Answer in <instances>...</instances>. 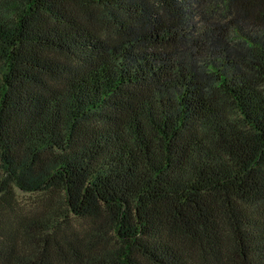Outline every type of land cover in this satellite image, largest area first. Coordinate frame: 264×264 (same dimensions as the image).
<instances>
[{
    "label": "trees",
    "instance_id": "trees-1",
    "mask_svg": "<svg viewBox=\"0 0 264 264\" xmlns=\"http://www.w3.org/2000/svg\"><path fill=\"white\" fill-rule=\"evenodd\" d=\"M182 2L0 0V264H264V0Z\"/></svg>",
    "mask_w": 264,
    "mask_h": 264
},
{
    "label": "rangeland",
    "instance_id": "rangeland-1",
    "mask_svg": "<svg viewBox=\"0 0 264 264\" xmlns=\"http://www.w3.org/2000/svg\"><path fill=\"white\" fill-rule=\"evenodd\" d=\"M156 1V0H155ZM181 6L185 9L190 10V12L194 13L196 16L198 23L207 27H218L219 25H223L227 23L229 20V13L231 12L230 6L228 5L227 0H183ZM182 11V10H181ZM99 17H102V14L105 15L102 11L98 12ZM193 15H189L188 19H186L189 23H192V20H195ZM106 17V16H105ZM109 18V19H108ZM108 18H101L104 22L110 20V16ZM101 25V30L106 28L109 33H112L114 30L111 27H107L104 23H99ZM104 24V25H102ZM21 203L24 206L32 207L35 200L39 197L35 194H20Z\"/></svg>",
    "mask_w": 264,
    "mask_h": 264
}]
</instances>
